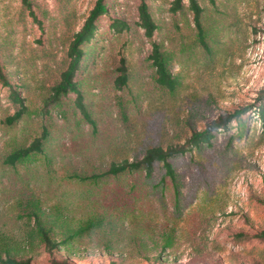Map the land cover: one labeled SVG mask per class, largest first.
Returning a JSON list of instances; mask_svg holds the SVG:
<instances>
[{"label":"rangeland","instance_id":"374dc122","mask_svg":"<svg viewBox=\"0 0 264 264\" xmlns=\"http://www.w3.org/2000/svg\"><path fill=\"white\" fill-rule=\"evenodd\" d=\"M30 1L37 19L21 0H0L2 69L30 109H38L10 132L0 128V237L22 242L28 223L16 207L27 186L43 208L67 205L80 218L103 208L107 189L119 181L97 188L71 173L105 167L144 144L173 139L188 145L174 158L183 191L175 247L157 258L126 257L110 251L95 231L76 238L69 251L50 252L35 243L19 255L36 264L52 258L72 264H264V0H199L205 16L215 19V52L207 61L202 50L189 47L191 13L171 12L172 0H147L158 25L154 39L175 54L170 68L181 85L174 100L154 88L152 45L137 25L139 0H106L108 9L98 18L75 75L96 125L78 123L83 115L74 114L76 93L61 108L42 107L44 84L59 72L62 44L81 28L95 0ZM116 19L125 24L113 26ZM123 59L131 77L118 89L114 69ZM12 99L0 79V118L15 111ZM239 107H245L240 119L228 120ZM45 125L51 137L36 162L3 164L6 151L28 144ZM209 126L212 136L201 148L187 143L193 128ZM169 202L164 206L160 193H143L138 206L160 226L176 216Z\"/></svg>","mask_w":264,"mask_h":264},{"label":"trees","instance_id":"16d2710c","mask_svg":"<svg viewBox=\"0 0 264 264\" xmlns=\"http://www.w3.org/2000/svg\"><path fill=\"white\" fill-rule=\"evenodd\" d=\"M211 1L213 3L215 0ZM21 3L25 9L29 10V15L37 19L31 1L21 0ZM107 9L106 0H95L81 28L63 42L64 55L57 65L58 75L47 86L44 84L42 91L44 96L42 107L44 108L49 106L61 108L66 101L65 98L70 93H76L74 114L76 115V111L80 110L83 115L79 117L78 123L90 121L96 125L90 111H87L85 104L81 101V91L75 75L86 55L85 45L93 36L96 22ZM170 11L191 13L194 33L189 47L192 50L195 48L202 50L205 61L212 60L216 33L215 19L212 15L205 16V9L199 0H188V4L184 0H172ZM137 16V25L143 29L144 36L152 45L148 60L152 68L151 77L154 88L174 100L181 85V79L170 68L175 54L154 39L158 25L147 0H139ZM206 19L211 21L208 23ZM119 23L124 22L116 19L113 21V26L117 27ZM114 71L116 73L113 80L114 86L118 89L127 87L131 76L124 59ZM0 79L4 85L9 86L15 104L13 113L0 118L2 126L0 128L6 134L27 115L38 112V109H30L25 102V97L20 95L8 80L1 63ZM60 111L65 112L64 109ZM244 111L245 107H239L228 113L226 118L240 119ZM211 129V126L200 131L193 128L187 143L201 148L203 140H210ZM50 137L48 128L46 125L43 126L41 133L34 136L28 144L18 145L6 151L2 156L3 164L15 168L18 165L28 166L36 162L40 154L47 150ZM187 147L188 145L175 143L173 139L167 143L149 142L144 144L137 153L113 159L105 167L71 173L70 178L78 182L94 184L97 188L119 181L107 189L109 201L103 205V208H91L80 218L72 216L68 212L67 205L58 204L43 208L40 198L27 186L23 189L22 197L17 201L16 207L20 216L26 218L27 230L24 235H21L22 242L14 237H0V264H36L30 258L20 256L19 253L32 248L35 243L50 252L54 249L69 251L76 238L86 232L95 231L107 239V247L110 251H118L126 257L130 255L146 259L160 257L163 252L175 247L179 238L178 220L181 219L182 214L183 191L174 158ZM134 192L136 194L138 192L139 195ZM143 193H160L164 206L169 199L173 214L176 216L173 219H167L160 226H154L152 220L146 217V211L138 206ZM260 236H264V231L260 233ZM47 264L72 263L67 259L52 258Z\"/></svg>","mask_w":264,"mask_h":264}]
</instances>
